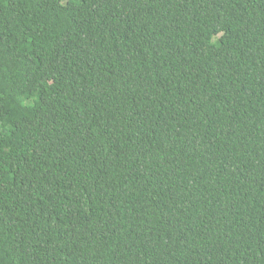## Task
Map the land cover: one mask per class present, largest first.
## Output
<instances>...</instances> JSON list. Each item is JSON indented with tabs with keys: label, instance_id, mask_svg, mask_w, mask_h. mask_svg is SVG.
Listing matches in <instances>:
<instances>
[{
	"label": "trees",
	"instance_id": "obj_1",
	"mask_svg": "<svg viewBox=\"0 0 264 264\" xmlns=\"http://www.w3.org/2000/svg\"><path fill=\"white\" fill-rule=\"evenodd\" d=\"M0 264H264V0H0Z\"/></svg>",
	"mask_w": 264,
	"mask_h": 264
}]
</instances>
